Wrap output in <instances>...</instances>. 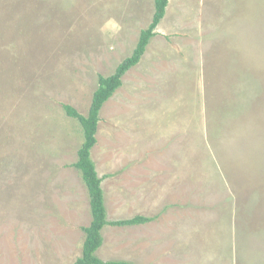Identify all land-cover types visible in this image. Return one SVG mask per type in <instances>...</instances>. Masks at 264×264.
I'll use <instances>...</instances> for the list:
<instances>
[{
  "label": "rangeland",
  "instance_id": "374dc122",
  "mask_svg": "<svg viewBox=\"0 0 264 264\" xmlns=\"http://www.w3.org/2000/svg\"><path fill=\"white\" fill-rule=\"evenodd\" d=\"M154 0H0V264H72L91 222L74 166L86 115ZM99 112L108 220L95 254L264 264V0H168Z\"/></svg>",
  "mask_w": 264,
  "mask_h": 264
},
{
  "label": "trees",
  "instance_id": "16d2710c",
  "mask_svg": "<svg viewBox=\"0 0 264 264\" xmlns=\"http://www.w3.org/2000/svg\"><path fill=\"white\" fill-rule=\"evenodd\" d=\"M167 4L168 0H154L152 18L148 25L140 30L137 42L131 53L115 67L111 74L107 76H98L97 86L92 93L91 102L86 115L80 114L75 108L68 104L63 105L66 115L77 119L83 130L84 140L77 150V160L74 166L81 172L83 182L87 187L91 212V222L83 229L85 237L81 254L72 264H134L131 261L122 259L103 260L95 254V251H97L102 244L103 239L101 230L107 225L120 227L145 224L154 218L134 215L126 219H107L103 190L101 187L102 178L97 174L95 165L90 157V149L96 142L95 134L101 107L104 102L113 95L115 90L121 86L122 76L141 60L150 38L156 34L155 28L164 16Z\"/></svg>",
  "mask_w": 264,
  "mask_h": 264
}]
</instances>
